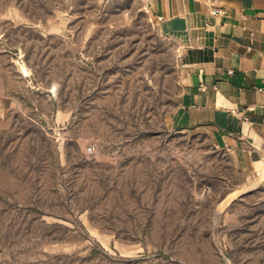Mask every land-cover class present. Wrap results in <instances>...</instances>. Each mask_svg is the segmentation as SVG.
<instances>
[{
    "label": "rangeland",
    "instance_id": "1",
    "mask_svg": "<svg viewBox=\"0 0 264 264\" xmlns=\"http://www.w3.org/2000/svg\"><path fill=\"white\" fill-rule=\"evenodd\" d=\"M148 3L0 0V264H264V163L174 124Z\"/></svg>",
    "mask_w": 264,
    "mask_h": 264
},
{
    "label": "crops",
    "instance_id": "2",
    "mask_svg": "<svg viewBox=\"0 0 264 264\" xmlns=\"http://www.w3.org/2000/svg\"><path fill=\"white\" fill-rule=\"evenodd\" d=\"M148 5L180 49L174 124L208 133L241 167L264 163V0Z\"/></svg>",
    "mask_w": 264,
    "mask_h": 264
},
{
    "label": "built area",
    "instance_id": "3",
    "mask_svg": "<svg viewBox=\"0 0 264 264\" xmlns=\"http://www.w3.org/2000/svg\"><path fill=\"white\" fill-rule=\"evenodd\" d=\"M212 12H213V13H218L219 10H216V9H215V10H213ZM157 19L159 20V19H161V17H157Z\"/></svg>",
    "mask_w": 264,
    "mask_h": 264
},
{
    "label": "bare ground",
    "instance_id": "4",
    "mask_svg": "<svg viewBox=\"0 0 264 264\" xmlns=\"http://www.w3.org/2000/svg\"><path fill=\"white\" fill-rule=\"evenodd\" d=\"M264 172V171H263Z\"/></svg>",
    "mask_w": 264,
    "mask_h": 264
}]
</instances>
